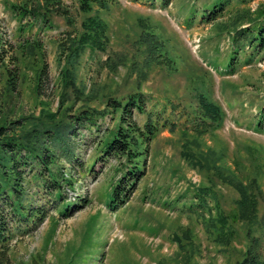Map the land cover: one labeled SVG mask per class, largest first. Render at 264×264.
<instances>
[{"label":"rangeland","instance_id":"1","mask_svg":"<svg viewBox=\"0 0 264 264\" xmlns=\"http://www.w3.org/2000/svg\"><path fill=\"white\" fill-rule=\"evenodd\" d=\"M37 1L42 2L0 0V117L35 118L43 103L56 111L61 99L63 107L72 105V117L79 114L83 101L62 82L61 70L71 39L83 32L87 18L98 17L106 25L102 47L86 45L78 59V85L88 94L97 93L90 105L99 110L108 98L123 101L142 92L145 112L135 109L133 117L143 127L149 112L158 131L148 147L145 174L129 188L123 204L110 210L105 195L128 165L117 156L99 155L98 143L116 126L119 112H104L91 127L76 128L70 138L74 159L68 162L57 151L56 170L71 179L61 181L64 200L56 204L49 188H39L29 175L26 205L39 206L44 216L14 230L0 264H235L248 239L245 225L235 218L237 192L209 167L215 156L243 182H259L260 194L254 191L258 225L251 228L264 258V49L247 62L251 48L243 39L236 69L229 73L227 66L235 29L254 28L255 10L264 0H229L214 19L209 7L216 0H171L167 6L160 0H115L88 13L78 8L77 0H60L58 11V4L46 10ZM24 2L28 11L22 15L19 5ZM150 20L168 37L166 54L174 63L149 61L141 34ZM177 51L210 70V91L205 80L190 79L186 68L176 64ZM42 63L46 77L36 95V69ZM9 71L17 74L14 91L7 89ZM198 91L225 111L220 128L204 130L194 117ZM201 187L207 188L205 194ZM67 203L65 217L60 211ZM217 208L230 221L234 217L231 244L225 249L206 229L207 217Z\"/></svg>","mask_w":264,"mask_h":264},{"label":"trees","instance_id":"2","mask_svg":"<svg viewBox=\"0 0 264 264\" xmlns=\"http://www.w3.org/2000/svg\"><path fill=\"white\" fill-rule=\"evenodd\" d=\"M113 1L115 0H77V3L81 11L88 13L93 10L94 6L105 8ZM59 2L60 0H42V2L37 1L35 3L38 8L45 6V9L48 10L49 6H55ZM160 2L163 6H167L171 0H160ZM228 2L229 0H216V3L209 7V18H216L218 12L224 9ZM26 5L28 6V2L19 5L22 15L28 11ZM59 5L56 6V11H58ZM30 9V13L34 15L35 12L32 8ZM61 11L65 12L64 10ZM255 11L254 28L235 29L234 47L227 62L229 73L233 72L240 62L236 55L238 50L245 46L241 40L245 39L248 42V48H251V56H248L247 62H250L255 54H259L264 49V5ZM44 21H46V17ZM149 22V29L141 34V40L145 48L149 50V61L159 63L166 59L164 61L170 64L174 63V60L166 54L165 42L169 43L168 37L159 34V25L156 22L151 20ZM83 28V32L76 39H71L68 45L66 63L61 70L62 82L71 87L77 100L83 101L79 114L72 117L68 112L72 105L68 104L63 107V99H61L56 111H52L46 103H43V109L40 110L38 117H35L36 120L33 115L21 116L14 120L9 119L6 114L0 117V257L4 255L8 243L14 235V230L27 227L29 221L34 222L35 219H43L44 215L37 210L39 206L34 209L26 205L29 197L25 188L28 176L30 175L36 184H39V188L41 187L43 190L49 188V193L53 196L54 202L60 204L64 200L60 184L66 178L63 177V170H56L57 151H60L68 162L72 161L75 154L70 138L76 133V128L91 127V123L98 115L104 112H112L113 114L119 112L116 126L113 130H109L105 138L98 143V154H103L105 157L117 156L119 159H124L125 164L128 165L125 175L105 195L108 209L115 210L121 206L130 195L129 188L133 187L134 183L145 174L148 147L158 131L156 122L149 112H146L147 120L143 127L135 121L133 117L135 109L145 112L144 94L140 91L129 95L123 101L108 98L103 110H99L98 106L92 107L90 105L91 100L98 98L97 93L90 92L88 94L83 84L78 85V59L87 48L86 45L96 48L102 47V37L105 36L106 25L101 18L89 17L83 22ZM176 53L179 57V62L176 64H181L182 68H186L189 78L201 79L203 82L205 80L206 86L209 87L208 84L212 78L210 70L199 64L197 60L190 61L184 53L181 54L178 51ZM147 64L149 65V62ZM45 67V64L42 63L36 69L34 85V94L36 95H39L40 83L46 77ZM6 80L7 89L14 91L17 81L16 72L9 71ZM196 100L197 108L193 111L194 117L204 125V130L206 128L212 130L220 128L225 117V111L220 103L201 91L196 94ZM31 118L34 120H30ZM258 125L260 124L258 123ZM182 132L188 131L182 130ZM200 134L201 132L197 131V135L200 136ZM183 145L185 148L186 145ZM257 149L260 151L259 148ZM183 152L185 155H190L188 148H185ZM218 159L217 156L212 157L209 167L222 183L237 192L238 198L235 200L234 206L235 218L237 217L238 221L245 225V235L248 239L241 258L235 264H264L263 255L259 251V236L254 235L251 228V225H258L255 192L259 194L261 192L259 182L255 178H252L250 182H243L232 170L219 164ZM119 161L124 163L122 160ZM205 164H207V160H205ZM66 181L70 183L71 179H66ZM206 189L201 187L200 192L205 194ZM82 201L84 202L86 199L82 198ZM202 201L205 202L204 197H202ZM69 205L61 207V215L68 216L66 211ZM216 211L207 217L206 229L212 236V240L223 244L225 249L231 244L233 230L231 221L234 220V217L230 221L229 217L218 208ZM184 245L180 243L181 248ZM188 259L187 257L186 261ZM0 262H2L1 258Z\"/></svg>","mask_w":264,"mask_h":264}]
</instances>
